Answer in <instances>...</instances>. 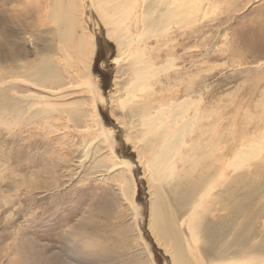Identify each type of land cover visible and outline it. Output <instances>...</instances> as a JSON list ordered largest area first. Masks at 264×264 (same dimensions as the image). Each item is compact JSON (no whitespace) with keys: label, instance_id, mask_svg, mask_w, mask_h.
<instances>
[{"label":"rangeland","instance_id":"374dc122","mask_svg":"<svg viewBox=\"0 0 264 264\" xmlns=\"http://www.w3.org/2000/svg\"><path fill=\"white\" fill-rule=\"evenodd\" d=\"M188 1L197 8L195 23L173 27L168 36L173 41L168 49L176 47L182 72L179 77L178 72L163 78V89L156 88L157 102L170 106L174 91L183 99L190 94L188 102H199L200 118L211 131L209 142H221L217 156L226 167L224 176L234 187L243 173L259 187L256 199L238 216H259L256 230L264 233V0ZM53 8L51 0H0V81L9 71L26 78L30 72L26 69L52 49L65 82L79 83L61 62L57 33L50 22ZM92 9L85 4L83 21L97 39L92 72L106 97L116 92L118 64L113 59L119 53L116 44L106 39ZM157 41L148 42L152 54L158 49ZM19 88L49 95L33 85L19 84ZM65 92L70 107H91L88 93L76 88ZM78 100L82 101L75 106ZM63 102L51 97L44 102L43 115L34 118L16 111L8 115V107L0 111V264H170L148 227L150 181L144 155L140 161L136 148L145 144L141 123L129 117L126 109L94 101L103 125L115 135V156L133 164L140 206L134 220V211L116 185L123 182L120 170L107 171L115 160L110 152L100 154L94 145L89 148L92 140L97 141L99 126L86 118L88 128L82 131L50 106ZM34 107L40 109L38 104ZM47 109L51 114L44 113ZM78 232L89 237L102 261H81L73 255ZM263 260L264 255L260 264Z\"/></svg>","mask_w":264,"mask_h":264},{"label":"bare ground","instance_id":"6f19581e","mask_svg":"<svg viewBox=\"0 0 264 264\" xmlns=\"http://www.w3.org/2000/svg\"><path fill=\"white\" fill-rule=\"evenodd\" d=\"M51 2L54 8L51 10L50 22L57 33V50L62 54L61 62L68 68V74L74 72L79 83L65 82L52 57L55 50L47 49L41 59L26 69L30 71L26 78L14 75L7 69L9 72L0 81V111L8 107V115L16 111L31 115L30 118L39 117L43 115L44 102H49L52 97L64 101L50 105L54 107L53 111L70 117L82 131L88 128L85 119L93 120L99 126L96 131L98 138L95 143L93 140L90 142L89 148L94 145L100 154L102 150L103 154L110 152L115 163L111 167L109 164L107 171L120 170L118 175L123 176V182L116 185L120 194L127 198L136 220L140 215V206L136 201L137 185L132 172L133 164L115 156V135L113 130L103 125L95 104H111L113 108L126 109L129 117L141 123L143 134L146 135L145 144H138L136 148L140 152V161H143L144 155L143 164L150 181L148 227L165 254L170 257V264H260L264 255V233L256 230L259 216H238L256 199L259 187L243 173L233 182L237 184L234 187L229 182L230 178L224 176L227 173L226 167L218 163L221 157L217 156L221 142H209L210 128L200 118L199 102H188L190 94L184 95L183 99L180 98V92L171 93V90H167L173 97V103L164 106L157 102L156 88L163 89V78L168 80V75L172 73L176 76L180 70L177 67L179 58L175 52L176 47L168 49L173 42L168 36L173 27L181 28L183 24L195 23L197 8L191 7L192 1ZM85 4L93 8L106 39L116 44L119 53V57L113 59V64H118L113 82L116 92H110L106 97L102 95L92 72L97 39L85 28ZM185 17L190 20H185ZM163 38L164 41H161ZM151 39L158 40V49L153 54L147 46ZM121 71L126 73L125 80L120 75ZM19 84L33 85L49 95L21 90ZM73 88L88 93L90 99L86 101L90 108L70 107L65 102L69 96L65 91ZM138 95L144 96L141 99ZM35 104L40 109L34 110ZM50 112V109L44 111ZM225 211L229 214H225ZM141 234L139 239L148 248ZM75 238L77 246L72 245L71 252L76 258L81 261H87L88 258L94 262L102 261V254L93 251V244L88 241L89 237L85 233L78 232Z\"/></svg>","mask_w":264,"mask_h":264}]
</instances>
